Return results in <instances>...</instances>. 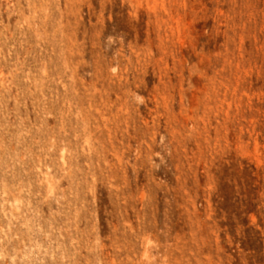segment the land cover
I'll use <instances>...</instances> for the list:
<instances>
[{"label":"rangeland","instance_id":"374dc122","mask_svg":"<svg viewBox=\"0 0 264 264\" xmlns=\"http://www.w3.org/2000/svg\"><path fill=\"white\" fill-rule=\"evenodd\" d=\"M0 264H264V0H0Z\"/></svg>","mask_w":264,"mask_h":264}]
</instances>
